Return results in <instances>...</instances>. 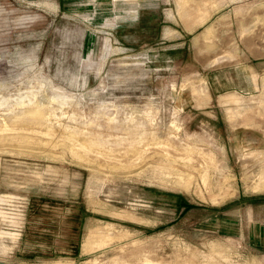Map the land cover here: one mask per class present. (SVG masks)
<instances>
[{
  "label": "rangeland",
  "instance_id": "obj_1",
  "mask_svg": "<svg viewBox=\"0 0 264 264\" xmlns=\"http://www.w3.org/2000/svg\"><path fill=\"white\" fill-rule=\"evenodd\" d=\"M182 1L0 0V264H264V0Z\"/></svg>",
  "mask_w": 264,
  "mask_h": 264
},
{
  "label": "bare ground",
  "instance_id": "obj_2",
  "mask_svg": "<svg viewBox=\"0 0 264 264\" xmlns=\"http://www.w3.org/2000/svg\"><path fill=\"white\" fill-rule=\"evenodd\" d=\"M182 2H186L185 0H183ZM182 5V4H181ZM168 14V13H167ZM203 16V15H202ZM207 17V16H206ZM254 75V74H253ZM254 78V77H253ZM231 95V94H230ZM230 95H228L229 97H230ZM233 95V94H232ZM237 96V95H236ZM230 99H232V98H230ZM221 100V99H220ZM232 101V100H231ZM230 101V102H231ZM223 102V101H222ZM229 102V103H230ZM233 102V101H232ZM229 107V106H228ZM36 108V107H35ZM27 111V114L29 113V114H31V115H33L34 116V122L36 121V122H40L41 120H42V118L44 117H42V112L40 111V109H27L26 110ZM24 112V111H23ZM26 113V112H25ZM230 113V112H229ZM228 114V113H227ZM46 115V114H45ZM30 116V115H29ZM29 116H27V117H29ZM228 116H230V115H228ZM18 117V116H17ZM17 117H14V118H17ZM24 117V116H23ZM23 117H20V120H21V118H23ZM47 117V116H46ZM26 118V117H25ZM27 119V118H26ZM25 119V120H26ZM43 119H45V118H43ZM16 120V119H15ZM24 120V119H23ZM22 120V121H23ZM29 120V119H28ZM28 120H26V121H28ZM3 121V120H2ZM29 121H32L33 122V120H29ZM44 121V120H43ZM31 122V123H32ZM35 122V123H36ZM0 124H2V123H0ZM1 126V125H0ZM4 126V125H3ZM5 127H6V125H5ZM4 127V128H5ZM7 128V127H6ZM51 128V127H50ZM56 128V127H55ZM2 129V128H1ZM10 129V128H9ZM3 130V129H2ZM46 131H48V130H46ZM79 132V131H78ZM63 134V133H62ZM76 133H73V135H72V137H73V139L74 138H76V136H74ZM2 135V134H1ZM4 135V134H3ZM57 135V134H56ZM67 137H69V135L67 136ZM83 139V138H82ZM152 139H154V138H152ZM156 139V138H155ZM18 141V140H17ZM74 141V140H73ZM93 141H96V140H93ZM156 142H158V141H156ZM64 143V142H63ZM83 143V142H82ZM84 143H85V141H84ZM96 143V142H95ZM170 143V142H169ZM72 144V143H71ZM70 144V145H71ZM91 144H92V141H91ZM174 144V143H173ZM74 145H76V143L74 144ZM83 145V144H82ZM72 146H73V144H72ZM77 146V145H76ZM81 145H79L78 147H80ZM84 146H86V145H84ZM83 146V147H84ZM171 146V145H170ZM173 146V145H172ZM77 147V148H78ZM82 147V148H83ZM98 147V146H97ZM70 148V147H69ZM88 148V147H87ZM7 149V148H6ZM73 149H75V148H73ZM79 149V148H78ZM167 149V148H166ZM77 150V149H76ZM84 150H86L85 148H84ZM91 150V149H90ZM75 151V150H74ZM78 151V150H77ZM77 151H76V153H77ZM81 151H82V149H81ZM77 155H81V154H77ZM101 155V154H100ZM111 156V155H110ZM135 157V156H134ZM139 157V156H138ZM115 158V157H114ZM129 163V162H128ZM112 164V163H111ZM113 165V164H112ZM123 166V165H122ZM125 169V168H124ZM131 169V168H130ZM166 169V168H165ZM205 170V169H204ZM203 172V171H202ZM136 173V172H135ZM206 172H204V174H205ZM203 174V173H202ZM153 175V174H152ZM262 175H264V174H262ZM261 175V176H262ZM202 177H203V175H202ZM205 178V177H204ZM261 178V177H260ZM97 179V178H96ZM184 179V178H183ZM162 180V179H161ZM178 180V179H177ZM186 180V179H185ZM99 181V180H98ZM165 181V180H164ZM188 181V180H187ZM259 181V180H258ZM183 182V181H182ZM182 182L181 181H179L178 182V184H182ZM187 183V182H186ZM188 184V183H187ZM186 187V186H185ZM187 188V187H186ZM253 188V187H252ZM261 188H264V176H263V178H261V180L256 184V186H255V190H258V189H260L261 190ZM91 193V192H90ZM88 194V193H87ZM233 194V193H232ZM3 196V195H2ZM7 196V195H6ZM211 197V196H210ZM5 198V197H4ZM10 198H12V196L10 197ZM214 198H215V196H214ZM6 199V198H5ZM4 199V200H5ZM89 199V198H88ZM0 200H2V199H0ZM2 209V208H1ZM2 211V210H1ZM0 211V212H1ZM4 212V211H3ZM2 214H0V216H1ZM12 215V214H11ZM15 215V214H14ZM5 217V216H4ZM4 217H2V218H4ZM12 218V217H11ZM143 219V218H142ZM13 221V220H12ZM11 221V222H12ZM17 222V221H16ZM96 226V225H95ZM105 229V228H104ZM90 230V229H89ZM93 230V229H92ZM96 230V229H95ZM111 230V229H110ZM102 231H103V229H102ZM101 231V232H102ZM107 231H108V228H107ZM106 231V232H107ZM17 232V231H16ZM16 232H14V231H2L1 233H5V234H8L11 238H15L16 236H17V233ZM90 232V231H89ZM112 232V231H111ZM99 233H100V231H99ZM110 233V232H109ZM123 233V232H122ZM89 234V233H88ZM95 234H98V231L96 230V231H94V232H90V235H89V237H88V239L86 240V243L85 244H87V245H92V243H97V245H101L103 242L102 241H96V239H94V236L93 235H95ZM108 234V233H107ZM119 235V234H118ZM86 236V235H85ZM86 238V237H85ZM51 264H63V262H61V261H56V262H53V263H51Z\"/></svg>",
  "mask_w": 264,
  "mask_h": 264
},
{
  "label": "crops",
  "instance_id": "obj_3",
  "mask_svg": "<svg viewBox=\"0 0 264 264\" xmlns=\"http://www.w3.org/2000/svg\"><path fill=\"white\" fill-rule=\"evenodd\" d=\"M146 21H145V19H144V21L143 20H140V21H136L135 23L134 22H132L131 23V25L133 26V28L135 27V25H138V24H140V25H142L143 23H145ZM154 22V21H153ZM140 25H138V27H140ZM159 32L160 33H158V37H165L164 36V30H163V28H161L160 30H159ZM155 34V33H154ZM150 36H152V35H150ZM232 132H234V131H232ZM250 140L249 141H251V142H254V141H256V139H257V137L256 136H250V138H249ZM264 199V198H263ZM262 206H263V208H264V203L263 204H261ZM249 210L247 211V218H250V216L251 217H253V215H254V209H253V207H251L250 206V208H248ZM250 220V219H249Z\"/></svg>",
  "mask_w": 264,
  "mask_h": 264
}]
</instances>
